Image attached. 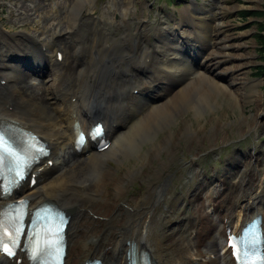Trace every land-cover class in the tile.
<instances>
[{"label":"bare ground","instance_id":"1","mask_svg":"<svg viewBox=\"0 0 264 264\" xmlns=\"http://www.w3.org/2000/svg\"><path fill=\"white\" fill-rule=\"evenodd\" d=\"M80 1L71 0L66 20L68 26L55 29L47 42L38 43L24 35H9L0 27V73L4 74L0 81L4 80L5 85L0 86V119L17 121L38 134L50 147L49 157L38 165L41 171L36 184L32 187L24 185L18 197L28 199L30 206L51 199L73 209L65 264H73L74 257V264H81L90 256L102 258L105 264H126V239L133 240L137 247L148 248L157 264H233L226 246V226L230 232L237 233L242 223L257 212L261 213L264 222V204L260 202L259 194L240 202L241 189L235 191L233 188L238 181L245 180L238 174L246 171L240 170L238 165L248 157L237 154L229 172L222 176L223 183L216 184L212 193L206 185L196 189L198 193L190 197L194 216L187 214L171 226H160L159 221L170 210L166 200L172 193V179L176 175L167 169L179 141L172 135H168L162 144H157L156 139L158 131L171 125L186 110H194L198 119L203 117L210 106V97L220 94L229 97L235 106L255 102L256 112L239 122L241 135L247 134L244 125L252 128L264 114V106L259 103L260 80L249 78L247 74L241 76L242 69L251 61V53L236 52L239 46L233 44L231 35L223 32L221 22L214 23V16L204 8L195 15L193 5L187 7L192 26L183 29L177 25L175 30L169 26L164 32L162 30L156 40L161 47L155 46L154 55L149 51L154 44L149 41V24L144 19L137 24L141 37L123 50L116 43H100L98 32L93 33L85 44L77 30L82 8ZM259 1L253 0L256 4ZM21 5L25 8L27 4ZM128 5L123 9L125 14ZM54 9L62 12L64 8L55 4ZM111 9L114 13L122 11L116 0ZM66 28L68 30L61 34ZM123 35L127 38L130 33ZM75 37L77 41H74ZM41 46L46 47L45 51ZM183 48L191 55L183 52ZM195 56L201 59L197 58L199 67L192 66L191 60ZM21 57L26 61L22 62ZM135 58L141 60L140 65L136 64ZM151 64H154L153 68H150ZM33 65L35 70L31 71ZM32 74L44 77L43 91L34 92L33 85L21 84L23 77ZM135 89L138 90L136 94ZM100 118L106 122L111 144L107 149L97 151L87 142L83 148L88 151L87 157L81 162H73L77 158L67 152V148L73 147L76 125L87 130L94 119ZM218 130V126H213L205 136L217 140ZM176 135L184 136L189 143L197 142L196 146L189 145V151L195 150L191 152L189 163L198 176L199 166L193 160L206 150L202 136L198 131L182 129ZM219 138L224 139V136ZM143 144L149 145L145 153ZM162 150L167 151L169 163L160 160L158 167L157 158ZM132 156L138 159L139 167L121 176L108 165V161L121 163ZM49 160L53 162L51 167H48ZM143 167L154 169L148 181L149 193L143 198H133V203L122 204L119 196L127 189L125 185L140 177L144 173ZM232 168L236 171L232 172ZM55 169L57 172L53 175ZM162 177L163 182H153ZM106 182L113 183L112 203L118 206L103 212L101 207L89 201L85 208L83 200L108 202L103 190ZM6 202L0 193V209ZM220 204L223 210H219ZM162 207L167 210L158 215ZM153 219L157 223L151 226ZM105 224L106 228L100 231ZM93 225H99V228L92 229L89 236L84 235ZM155 227L157 233L153 231ZM205 240L209 242L204 244ZM21 256L22 261L15 264H27ZM0 264L8 262L0 256Z\"/></svg>","mask_w":264,"mask_h":264},{"label":"rangeland","instance_id":"2","mask_svg":"<svg viewBox=\"0 0 264 264\" xmlns=\"http://www.w3.org/2000/svg\"><path fill=\"white\" fill-rule=\"evenodd\" d=\"M83 1H80V3L82 2V8L78 14L77 30L85 44H87L93 33L98 32L100 43L106 45L116 43L123 50L130 45H134L135 40L141 37V33L137 31V24L140 19H144L149 24V41L154 44L149 51L153 55L155 54V46L161 47V44L156 43V40L159 39L158 34L162 30L164 32L165 29H169V26L174 30L177 25H181L183 29H188V27L192 26V21L188 16V6L193 5L192 10L195 15L202 12L201 8L206 9L209 14L214 16V23L221 22L223 32L231 35L233 44L239 46V50L236 52L251 53V61L244 66L241 76L247 74L248 76H246L249 78L260 80L258 84V91L261 95L259 103L264 106V53L259 49V43L254 37L257 33L255 22H263L264 18L248 16L246 19H242L240 16V12L243 10L264 11V0L259 1L258 4L254 3L253 0H173V3H171L172 0H116L122 10L118 13H114L111 9V4L114 0ZM48 2H55L58 7L64 8L63 11H55L54 4L53 11L57 13H53L51 11V3ZM129 2L131 3L128 5ZM193 2L196 3V7ZM23 3L27 4L25 8L21 5ZM70 4L71 0H0V26L4 27L2 29L9 35H24L33 38L38 43L47 42L46 39H50L49 36H51L52 32H55V29H60L61 25L68 26L66 20L70 14L68 11ZM127 5L128 10L125 14L123 9ZM231 7L234 9H231ZM209 20H211V17H209ZM90 23L95 25L93 29H91ZM67 30V28L62 30L61 34H64ZM124 32H129L130 35L125 38ZM107 38H110V40H106ZM77 40L78 38L75 37L74 41ZM44 48L46 49L45 46ZM21 61L25 62L26 59L21 57ZM135 62L137 65L141 64V60L138 58H135ZM199 63L200 61H198L196 67H199ZM235 63H238V61H235ZM231 64H234V61ZM122 65L125 69L127 68L125 64ZM259 66H263L260 72L257 70ZM30 67L33 68L31 71L35 70L34 65ZM153 67L154 64H151L150 68ZM0 75L3 76L4 74L0 73ZM144 75H141V77L146 80ZM43 79L44 77L40 75L32 74L29 77H23L21 84L33 85L34 92H41L44 87ZM127 81L129 80L127 79ZM173 83L175 84V82ZM195 98L194 102H197V98ZM209 104L210 106L204 111L203 117L198 119L195 111L189 109L179 115L171 125H165L163 129L157 132V144H162L168 135H172L174 139L179 141L175 146V155L171 163H169L166 150H162L160 157L157 158L158 167L160 160L166 161L169 163L167 171L169 170L176 175L172 179V193L166 200V207L170 210L166 216L167 218H161L159 221L160 226H165V224L171 226L172 223L179 222L185 215H191L193 213L192 205L190 204L191 195L198 193L196 189L199 186V189H201L205 185L212 193L216 184L221 185L223 183V180H221L222 176H226L233 160H236L237 154L240 153L245 155L244 157H248V159L241 160L238 165L241 168L240 170L246 171V173L240 172L241 175L238 174L239 178L241 177L243 180L245 178V180L238 181L233 187L235 191L237 188L241 189L238 200L240 202L248 201L249 197L256 196L255 194L257 193L261 198L260 201L264 202V114L259 117V123H255L252 128L245 124L243 128L248 130V132L242 136L239 122L245 117L250 118L256 112L255 102L242 103L240 106H235L229 97L220 94L211 96ZM213 126H218L219 128L217 140L209 135L205 136V133L209 134ZM179 129L198 131L202 136L201 142L206 150L193 160V163L199 166L198 176L194 173V167L189 163L192 158L191 152H195L192 148L189 151V145L196 146L197 142L189 143L184 136L179 138L176 135ZM220 136H224V139L219 138ZM148 147L149 145L143 144L142 151L145 153ZM68 152H70L69 149ZM75 158L77 159L73 160V162L84 160L80 156H75ZM108 165L116 170L117 176H121L129 170L134 171L138 168L139 162L136 157L132 156L124 158L121 163L108 161ZM143 171L144 173L140 177L134 178L130 184L125 185L127 189L119 196L122 204L127 205L126 202L128 201L133 203V198H143L149 193L148 181L151 178L150 175L154 173V169L152 167H143ZM231 171H236V168H232ZM56 172L57 169L52 174L54 175ZM88 177L91 179V176L88 175ZM153 182L155 184L157 182L161 183L163 182V177L153 180ZM203 182L205 183L202 186ZM113 189L112 182H106L105 186H103L104 194L108 198L106 203L87 199L83 200L82 204L85 208H88L90 201L95 206L101 207L103 212L112 207H117V204L114 205L112 203L114 198ZM167 208H160L158 215H161L163 211L166 212ZM191 216H194V214ZM114 222L117 223V221ZM154 222L157 223V220L153 219L150 225L154 226ZM93 226L84 235L89 236L92 229L99 228V225ZM106 226L105 224L101 227L100 231ZM153 231L155 233L158 232H156V227ZM208 242V240H205L204 244ZM167 249L172 250L173 248L168 247ZM217 250H219V246ZM217 250L213 251L211 255L213 256ZM75 259L76 257L71 260L73 264Z\"/></svg>","mask_w":264,"mask_h":264},{"label":"trees","instance_id":"3","mask_svg":"<svg viewBox=\"0 0 264 264\" xmlns=\"http://www.w3.org/2000/svg\"><path fill=\"white\" fill-rule=\"evenodd\" d=\"M240 16L242 19H246L248 16H254V17H262L264 18V11H249V10H243L240 12ZM257 25V33L255 34V38L257 42L259 43V49H261L262 53H264V19L263 22H255ZM263 66H259L257 69L259 72L260 69ZM257 71V72H258Z\"/></svg>","mask_w":264,"mask_h":264},{"label":"snow or ice","instance_id":"4","mask_svg":"<svg viewBox=\"0 0 264 264\" xmlns=\"http://www.w3.org/2000/svg\"><path fill=\"white\" fill-rule=\"evenodd\" d=\"M97 131H100V130L98 129ZM3 250H4L5 252H8L9 254H12V253H11V249H10L9 247H7V246H4V247H3Z\"/></svg>","mask_w":264,"mask_h":264}]
</instances>
